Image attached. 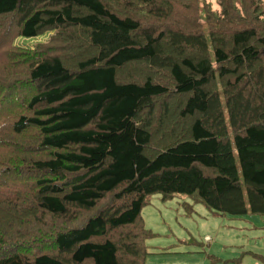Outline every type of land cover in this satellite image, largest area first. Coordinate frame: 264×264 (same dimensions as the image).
I'll use <instances>...</instances> for the list:
<instances>
[{"label": "trees", "instance_id": "1", "mask_svg": "<svg viewBox=\"0 0 264 264\" xmlns=\"http://www.w3.org/2000/svg\"><path fill=\"white\" fill-rule=\"evenodd\" d=\"M216 1L0 0V264H149L154 194L264 216V0Z\"/></svg>", "mask_w": 264, "mask_h": 264}, {"label": "crops", "instance_id": "2", "mask_svg": "<svg viewBox=\"0 0 264 264\" xmlns=\"http://www.w3.org/2000/svg\"><path fill=\"white\" fill-rule=\"evenodd\" d=\"M186 199L190 202L184 201L182 207H177L176 210L179 215L191 216L198 202L189 197ZM190 208L191 213L188 211ZM211 212L214 215H223ZM228 218L231 220L226 222V241L220 238L216 240L214 235L212 241H208L206 248L202 247L204 243L183 230L180 234H172L173 237L164 230L155 232L156 236L147 240L149 252L147 262L149 264H264V217L244 215Z\"/></svg>", "mask_w": 264, "mask_h": 264}, {"label": "rangeland", "instance_id": "3", "mask_svg": "<svg viewBox=\"0 0 264 264\" xmlns=\"http://www.w3.org/2000/svg\"><path fill=\"white\" fill-rule=\"evenodd\" d=\"M202 1L210 3L214 9L218 8L216 0ZM48 38L49 34L47 33L36 37H20L17 39V43L26 46H34L39 42L46 41ZM186 198L187 196L178 195L170 200L163 201L160 194L152 195L149 204L142 210V216L145 220L146 227L151 229L154 233L164 230L170 237H173L172 234H180L182 230L189 232L191 236L200 240L201 243H204L202 246L204 248L208 246L207 237L210 238L209 241H212V238L215 236L216 240L220 238L226 241V222L231 220V218H228L229 215L227 218L226 215H214L211 212L212 210L208 209L202 203H196L194 207L195 210L191 216H186L187 214L185 216L179 215L176 208L182 207L183 202L187 200ZM187 201L190 202V200ZM169 206L172 208H169ZM247 216L256 218L261 217L253 214H247ZM204 238L207 242L201 240Z\"/></svg>", "mask_w": 264, "mask_h": 264}, {"label": "built area", "instance_id": "4", "mask_svg": "<svg viewBox=\"0 0 264 264\" xmlns=\"http://www.w3.org/2000/svg\"><path fill=\"white\" fill-rule=\"evenodd\" d=\"M210 240V238L209 237H207V241H209Z\"/></svg>", "mask_w": 264, "mask_h": 264}]
</instances>
